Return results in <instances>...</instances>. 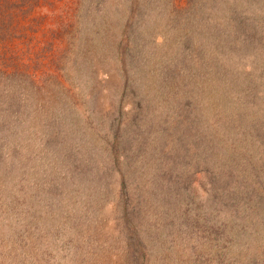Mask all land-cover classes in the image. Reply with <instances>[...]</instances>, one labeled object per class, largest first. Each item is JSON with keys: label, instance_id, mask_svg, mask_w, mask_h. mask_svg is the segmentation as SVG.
<instances>
[{"label": "rangeland", "instance_id": "1", "mask_svg": "<svg viewBox=\"0 0 264 264\" xmlns=\"http://www.w3.org/2000/svg\"><path fill=\"white\" fill-rule=\"evenodd\" d=\"M171 2L0 0V264H264V0Z\"/></svg>", "mask_w": 264, "mask_h": 264}, {"label": "trees", "instance_id": "2", "mask_svg": "<svg viewBox=\"0 0 264 264\" xmlns=\"http://www.w3.org/2000/svg\"><path fill=\"white\" fill-rule=\"evenodd\" d=\"M168 1H172L173 0H168ZM157 0H131V9L136 10L137 12L140 11L141 13V19H137V25H139L142 28L145 27H150L152 28V24H154L156 18L154 17L153 21L150 20V17L146 18L145 15V8H147V4H156ZM171 2V3H172ZM159 14L164 15V11L163 9H161L159 7ZM156 16V15H155ZM151 21V22H150ZM162 19H160L159 24L161 23ZM150 22V23H149ZM143 32V29L140 28L139 33ZM189 42L191 41V38L187 39ZM256 129V128H255ZM198 134L200 135L201 139L203 140V144L201 145V150L198 154L192 153L193 155L197 156V161L199 160L200 157H202V160H204V158H206V156L212 151V147L206 145L208 144V142H212V140L214 139L215 135H219L220 134V129L216 128V126L214 124L207 126L205 129H201V131H198ZM119 142L124 143V140H117V137H115L113 143L110 144V151H111V157L114 159L115 163L118 162L119 160V156L121 155L120 151H124V149H117L116 146L118 147ZM112 146V147H111ZM183 146L185 147V151H190V147L187 142H185L183 144ZM205 146V147H204ZM182 155H178L177 158H175L172 162L168 161L166 162V164H169L167 167L166 166H156L153 170V176H158L160 177V175L162 174H167L168 179H166V182H164V179H161V182H164L167 185V188L170 189L171 191L175 192V189L179 187V189H185L187 186L188 188H186L183 193H188L190 196L189 198H186L188 203H190V201L192 199L191 196L193 194V191L191 190V184H192V176H191V171L188 170L186 168V160L185 158L187 157L186 153H183V158L181 159ZM208 161V158H206V161ZM210 164L209 163H205V167L207 168ZM182 166V167H180ZM182 170V171H181ZM205 171V169H203ZM201 169H199V171H193V174L196 172H200ZM160 172V173H159ZM210 171H205V173H209ZM172 176L173 178L175 177L176 180L172 182ZM123 180L121 182V191H122V195L125 196L126 202L124 201V211L126 212L127 215V221H128V226L131 229L133 226L134 228H136V230L134 229V231H137L138 227H137V222H136V216L140 215V207H138L137 203H133L132 200H130V195L128 192V178L125 173H123ZM210 179L214 182L218 183V179L217 181L215 180V176H209ZM217 177V175H216ZM161 178V177H160ZM174 200L178 199H185L183 197H180L178 195H174ZM123 199V198H122ZM130 200V206L128 204V201ZM179 202V201H176ZM140 217V216H139ZM139 220V219H138ZM141 220V219H140ZM130 224V225H129ZM132 224V227H131ZM137 242V241H136ZM133 245H135V247L133 248L134 254H135V259L136 260H146V257L149 255L148 254V250L145 246L143 245H136V243H133Z\"/></svg>", "mask_w": 264, "mask_h": 264}]
</instances>
